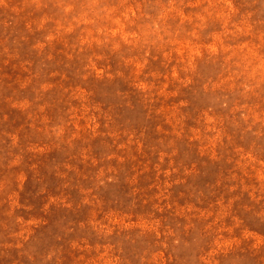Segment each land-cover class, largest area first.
<instances>
[{
	"label": "rangeland",
	"instance_id": "374dc122",
	"mask_svg": "<svg viewBox=\"0 0 264 264\" xmlns=\"http://www.w3.org/2000/svg\"><path fill=\"white\" fill-rule=\"evenodd\" d=\"M0 264H264V0H0Z\"/></svg>",
	"mask_w": 264,
	"mask_h": 264
}]
</instances>
